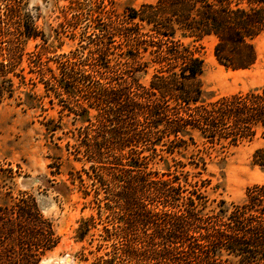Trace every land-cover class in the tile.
Segmentation results:
<instances>
[{
    "label": "trees",
    "instance_id": "1",
    "mask_svg": "<svg viewBox=\"0 0 264 264\" xmlns=\"http://www.w3.org/2000/svg\"><path fill=\"white\" fill-rule=\"evenodd\" d=\"M87 5L94 20L105 13L107 26L97 27L94 66L72 65L69 74H78L89 100L97 103L93 121L82 103L76 111L95 126L87 145L91 155H103L100 137L117 139L128 127H145L146 133L166 138L165 150L181 155L199 145L195 134L212 144L231 145L253 140L259 131L264 134V85L207 101L201 81L204 59L182 40L213 35L221 64L248 68L257 61V40L264 36V0H156L128 7L122 15L107 9L104 0H88ZM8 11L12 15L13 8ZM108 34L119 36L127 47L115 53L114 63L107 58ZM23 35L30 36L31 30H20ZM17 38L10 28L0 29V105L14 93L8 74L16 65ZM143 52L159 65L149 85L136 76L149 64L140 60ZM103 57L106 63H98ZM110 148L118 163L92 167L97 193L102 188L106 193L98 201L115 219L113 229L105 230L117 242L90 264H264V184L248 188L241 203L227 206L222 199L218 211H209L207 196L200 190L209 179L198 177L188 188V173H167L172 180L161 179L140 157L126 156L124 145ZM190 157L191 164L205 169L202 155ZM255 157L264 165V148L257 149ZM176 164L185 166L181 160ZM107 167L113 168L105 171ZM12 176L11 169L0 168V264H38L59 236L33 195L21 193L6 201L12 198ZM93 224V217L82 219L77 239H85Z\"/></svg>",
    "mask_w": 264,
    "mask_h": 264
},
{
    "label": "rangeland",
    "instance_id": "2",
    "mask_svg": "<svg viewBox=\"0 0 264 264\" xmlns=\"http://www.w3.org/2000/svg\"><path fill=\"white\" fill-rule=\"evenodd\" d=\"M154 1L104 0L106 8L118 15L124 14L128 7L139 8L142 3ZM87 2L0 0V29L8 27L14 38L18 36L16 65L8 74L14 82V93L0 105V168L11 169L13 175L10 182L12 198L6 201L18 199L21 193L33 195L43 214L53 221L59 236L58 244L47 251L38 264H90L95 257L113 250L112 244L117 239L107 235L105 226L112 230L115 219L111 211L101 207L103 201H98L106 193L104 188L97 193V175L92 167L109 165L108 161L118 163L111 155L112 145H124L126 156L140 157L147 170L153 175L157 173L161 179L172 180V174L167 173H188V188H192L189 182L194 183L198 177L209 179L206 186L200 187L207 196L205 210L218 211L222 199L227 206L232 202L241 203L248 188L264 184V165L255 162L256 150L264 148V134L260 131L253 140L238 145L212 144L195 134L199 145H191L181 155L165 150L166 138L146 133L145 127H128L117 139L100 137L104 147L102 156L90 154L87 145L92 142L95 126L76 111L80 110L78 102L82 103L88 107L93 121L97 103L89 100L91 95L83 90L78 74L69 73L72 65L75 68L95 63L93 50L95 41L99 40L97 27L106 28L107 24L105 13L96 17L97 20L93 19ZM9 7L13 8L12 15ZM25 29L31 30V35L19 36V31ZM177 37H180L179 33ZM108 38L111 42L107 58L114 63L117 60L115 53L127 47L120 44L117 35L108 34ZM182 40L204 59L201 81L207 101L264 85V36L257 40V61L242 70L218 61L214 50L215 36L201 39L189 36ZM141 55L140 60L149 64L137 71L136 76L141 83L149 85L159 65L151 61L149 52ZM106 61L103 57L98 63ZM117 69L122 72L124 68ZM197 153L205 158L203 170L190 163V155ZM126 156L121 161L126 162ZM178 160L185 166H178ZM110 166L115 164L110 163ZM112 168L107 167L105 171ZM199 170L202 173L196 176ZM185 181L182 177L181 182ZM90 217H93L94 226L85 239H77L80 221ZM99 243H102L101 247H98ZM66 255L71 257L70 262L66 258L63 261Z\"/></svg>",
    "mask_w": 264,
    "mask_h": 264
},
{
    "label": "water",
    "instance_id": "3",
    "mask_svg": "<svg viewBox=\"0 0 264 264\" xmlns=\"http://www.w3.org/2000/svg\"><path fill=\"white\" fill-rule=\"evenodd\" d=\"M66 261H67V262H70V261H71V257H69V256L66 257Z\"/></svg>",
    "mask_w": 264,
    "mask_h": 264
},
{
    "label": "bare ground",
    "instance_id": "4",
    "mask_svg": "<svg viewBox=\"0 0 264 264\" xmlns=\"http://www.w3.org/2000/svg\"><path fill=\"white\" fill-rule=\"evenodd\" d=\"M67 256H69V255H66L65 257H63V258H62V259H63V261L65 260V258H66Z\"/></svg>",
    "mask_w": 264,
    "mask_h": 264
}]
</instances>
